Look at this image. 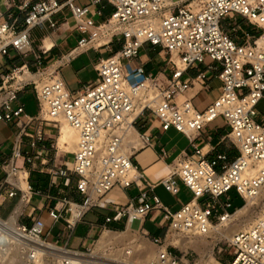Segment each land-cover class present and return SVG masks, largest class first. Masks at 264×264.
Masks as SVG:
<instances>
[{"label": "built area", "instance_id": "obj_1", "mask_svg": "<svg viewBox=\"0 0 264 264\" xmlns=\"http://www.w3.org/2000/svg\"><path fill=\"white\" fill-rule=\"evenodd\" d=\"M103 1L114 12L95 23L91 10ZM65 8L82 35L70 54L113 41L121 43L118 51L97 61L96 79L75 93L68 89L59 67L44 65L46 50H35L31 39V30L38 25L58 28L54 17ZM227 18L232 22L226 25ZM145 44L162 48L168 56V72L161 76L148 72L143 63L133 65ZM12 52L23 58L22 64L8 63ZM31 54L32 64L26 59ZM207 58L212 62L206 64ZM192 67L198 69V79L216 72L221 81L219 96L202 111L188 95L194 85L188 72ZM28 87L39 103L35 117L26 113L23 103L13 105ZM263 99L264 0H89L87 5L75 0H0V122L14 123L18 129L11 153L2 159L6 176L0 179V197L20 193L23 202L30 201L34 190L26 165L47 151L43 124L60 128L66 122L77 132L71 167L64 164L50 172L53 178L71 172L78 176L81 200L64 197L60 207L49 210L54 223L64 220L70 231L92 209L107 208L106 196L114 188L128 189L143 180L133 154L152 145V136L139 127L146 112L161 122L162 130L174 128L189 138L194 152L177 159L162 184L177 194L175 178L180 177L193 193L190 201L172 210L154 193L155 185L149 184L137 203L115 205L114 214L106 217V222L123 217L134 221L153 210L162 212L168 228L165 237L151 238L158 249L148 264H188L185 255L165 245L170 237L206 236L215 221L220 225L229 220L233 215L229 211L231 190L247 202L258 195L264 185V110L258 109ZM218 117L226 120L229 137L238 149L233 160L222 152L208 159L195 142L201 130ZM51 147L57 149V142ZM21 171L28 173L27 190L15 181ZM222 196L224 202L219 200ZM17 228L23 233L21 250L32 258L37 250L46 248L42 242L50 243L41 218L30 225L17 221ZM230 242L233 251L228 264H264V204L255 220L234 233ZM115 246L110 241L105 248L115 252ZM57 247L61 264H74L67 258L70 253L80 256L66 246ZM133 250L128 249L127 255ZM114 263L127 264L117 258Z\"/></svg>", "mask_w": 264, "mask_h": 264}, {"label": "crops", "instance_id": "obj_2", "mask_svg": "<svg viewBox=\"0 0 264 264\" xmlns=\"http://www.w3.org/2000/svg\"><path fill=\"white\" fill-rule=\"evenodd\" d=\"M77 1L75 0V3L79 4ZM87 4L89 2L81 5ZM65 10L67 11L65 12ZM98 10L100 13H97ZM13 11L16 12V9ZM113 12L114 7L106 1H103L92 8L90 16L95 20V23H101L110 17ZM54 18L59 22L58 28L51 29L48 23H44L31 30L32 45L35 50H46L43 54L44 65H55L59 67L60 75L64 79L68 89L75 93L96 79L97 72L95 65L97 61L102 57H108L118 51L121 48V43L113 41L108 46L90 48L86 51L70 54L82 35L77 30L76 22L69 9L65 8ZM142 49H144L146 55L141 51L140 58L133 61L134 66L143 63L148 72L160 74L161 76L164 72H168L167 59L161 54L163 51L161 47H153L145 44ZM26 59L32 64L34 56L31 54ZM7 60L10 64L23 63V58L15 52H12ZM211 62L210 58L206 59V64ZM201 69H205V65H202ZM188 72L190 78L194 80V85L188 92V95L193 97L194 106L202 111L219 96L221 81L217 77L216 72H209L208 78L205 80L197 78L198 69L194 67L189 69ZM27 90L25 89L20 95L27 92ZM201 96H204L203 99L200 98ZM152 118H154V115L149 113L146 116L145 113L144 117L140 120L139 126L141 131L152 136V145L142 146L133 154V161L138 165L140 172L143 174V180L138 184L134 183L128 189H122L120 187L114 188L106 196L109 206L107 208H94L89 211L73 231L66 229L64 220L55 224L49 215L51 208L56 205L61 206L60 202L64 197L72 201L81 200V195L77 189L78 176L76 174L71 172L66 177L57 178H53L50 174L52 169L62 167L64 164L71 167L72 159L68 157V153H71V150L60 146L62 126L60 127L59 135L56 137L51 134V129L48 130V128H45L47 140L44 142V145L47 151L33 164L27 165L29 184L34 190L30 201L23 202L20 198V193L15 197H8L6 194H2L0 197V216L2 218L9 217L12 209L15 208L13 214L8 219L10 220L16 216V225L19 215L23 216L22 223L27 225L32 224L35 219L41 218L46 224L47 238L52 236L56 243H61L64 246L72 248L85 247L102 231L105 233L101 238H105L108 232L122 234L138 233L143 236L165 237L168 225L163 221V214L160 210L151 211L148 216L140 220V226L138 227H134L136 220L130 221L126 217H123L121 220L106 222V217L114 214L115 205H126L131 202L137 203L139 194L142 191L148 190L149 184L155 185L154 193L160 197L164 205L172 210H178L193 197L192 191L178 176L175 178L179 186V192L177 194L170 193L162 184V180L169 175L171 167L176 163L177 159L185 154L191 155L194 152L189 138L174 128L162 130L161 122L158 120L157 124L155 122L153 123ZM217 119L207 124L201 130L195 142L199 147H203V151L207 154L208 159L222 152L228 156L229 160H233L239 154L238 149L229 137L230 130L224 117V123L222 125L213 124ZM6 124L10 127L17 128L14 123ZM16 130L17 134L18 129ZM71 134L74 138L77 137V134L73 130ZM55 141L58 145L57 149L51 147V144L55 143ZM54 149L56 152L55 155H52V150ZM74 150L75 145L72 152ZM9 154L8 150L4 149L0 143V160ZM1 165L0 163V167ZM31 171H34L39 176L38 181L36 180L33 185L30 182ZM28 173L25 171L18 172L15 179L17 185L23 190L28 189V182L25 179ZM235 193L241 202L240 205H248V202L243 197L236 191ZM229 197L231 200L229 211L234 214L240 205L235 207L234 212L231 211L232 207L235 206L236 200H234L230 192ZM219 200L224 202L226 197L224 200L221 198ZM220 211L222 212L223 209L221 208ZM165 245L171 249L169 243L166 242ZM151 256V253L148 254L149 259Z\"/></svg>", "mask_w": 264, "mask_h": 264}, {"label": "rangeland", "instance_id": "obj_3", "mask_svg": "<svg viewBox=\"0 0 264 264\" xmlns=\"http://www.w3.org/2000/svg\"><path fill=\"white\" fill-rule=\"evenodd\" d=\"M79 4H86L89 0H78ZM67 10H65L66 12ZM232 22L230 18H227L224 24H228ZM251 28L250 25L247 24ZM145 53L144 49L141 50ZM165 59H168V56L165 52H161ZM163 59V58H162ZM27 92L20 95L19 100L14 102V106L19 103H23L25 105L26 113L30 116H37L39 112V103L37 101L36 95L33 90L28 87ZM204 96L200 98L203 99ZM258 109L263 112L264 110V99L259 103ZM150 112H146V116ZM153 123H158L157 118L151 119ZM224 123L223 117L218 118L213 124L222 125ZM64 124V125H63ZM66 123H61L60 127H66L69 132L72 130L65 125ZM12 125V124H11ZM44 129H51V134L55 135L54 137L59 135V127L54 128L52 125H44ZM17 128L13 126H9L5 122H0V143L2 144L4 149L8 150V153H11L13 149L12 143L15 138ZM56 139V138H55ZM56 150H52V155H55ZM65 152V151H64ZM72 153V152H71ZM71 153H68V157L73 160V156ZM6 157V156H5ZM4 157V158H5ZM8 158V157H7ZM2 164V160H0ZM27 166V165H26ZM6 176L4 170L0 167V179ZM231 196L234 197L235 206L232 207L231 211L235 209V207L241 204L240 200L237 198L234 190L230 191ZM222 200L225 199L224 196L221 197ZM253 200H248V205H243L239 207L236 212L230 217L227 221L229 222L226 226L219 227L215 221L214 228L211 232L206 236H187V235H176L172 236L167 240V243L170 244L171 249L174 251L185 255L188 259V264H228V262L232 258V245L231 239L233 237V233L237 231L247 228L257 217L260 209L264 204V190L262 195L255 198V202L252 204ZM17 206V205H16ZM247 206V207H246ZM250 208H249V207ZM242 208V209H241ZM15 208L12 209L11 214H13ZM243 211V212H242ZM243 213V214H242ZM9 216V217H10ZM9 217H5L4 220ZM23 216L19 215L17 221L22 223ZM9 220V219H8ZM140 226V220H136L134 223V227ZM216 228H219L218 230ZM230 228L237 229L236 231H231ZM105 232H101L95 239L91 241L90 244H87L85 247L72 248L66 246L67 249L79 252L80 256L77 260L85 261V264H115L114 259L120 260V256L126 249L134 248L133 254L127 256L126 259L127 264H148L149 257L148 254H154L158 247L151 241L150 236H143L138 233L134 234H122L116 232H108L105 238H101ZM230 233H232L230 235ZM104 239V240H103ZM113 242L116 244L115 252H109L107 248H105L106 243ZM47 242L52 244H57L59 246L65 247L61 243H56L55 239L51 237L47 238ZM21 246L19 247V253L15 256H6L0 257V264H61L58 260L59 255L56 250H47V254L42 259V261H35V263H30V259H28V254L22 252ZM115 254L116 256H113Z\"/></svg>", "mask_w": 264, "mask_h": 264}, {"label": "bare ground", "instance_id": "obj_4", "mask_svg": "<svg viewBox=\"0 0 264 264\" xmlns=\"http://www.w3.org/2000/svg\"><path fill=\"white\" fill-rule=\"evenodd\" d=\"M64 123H66V122H64ZM65 125H67L71 130H73L77 134V132L73 128H71L67 123ZM59 131H60V128H59ZM77 141H78V137L74 138L72 136L71 132H69L66 129V127H62L61 138H60V146L62 148H66L68 150H71V152H72V150L74 148V145H75V150H76ZM255 169H256V167L254 168V170ZM263 190H264V185L261 188V190L259 191V193H258L257 196H255L254 198H250L248 200H253L251 202L253 204L255 202V198H257L260 195H262ZM227 221L223 225H220L219 227L226 226L229 223ZM216 229L218 230L219 228H216ZM230 230L231 231H236L237 229H234V228L231 229L230 228ZM22 234H23L22 232H19L18 231V228H17V225H16V216L15 217H12L8 221L3 220V219L0 218V257H6L8 255L9 256H14V255L16 256L19 253L18 252L19 251V247L22 244V241H21L22 239L21 238H23ZM231 234L232 233H230V235ZM41 245L42 246L44 245L46 248H42L40 250H37L36 255H35L34 258H32L31 255H28V259H30L29 260L30 263H35V261H37V262L42 261V259H44V257L47 254V252H46L47 250H57V249H59L57 247V245L52 244V243H46V244H44L42 242ZM129 252H128V249H126L123 252V254L119 257L120 260L123 261V262H125L126 259L128 258L127 257L128 256L127 254ZM67 253H69V252H67ZM67 256H68L67 257L68 259L73 260L74 264H85V261L77 260V258H79L78 256H72L71 253H70V255H67Z\"/></svg>", "mask_w": 264, "mask_h": 264}, {"label": "trees", "instance_id": "obj_5", "mask_svg": "<svg viewBox=\"0 0 264 264\" xmlns=\"http://www.w3.org/2000/svg\"><path fill=\"white\" fill-rule=\"evenodd\" d=\"M247 28L248 29H251L249 26H247ZM252 30V29H251ZM37 174L36 173H34V171H31V173H30V182H31V184L33 185V184H35V181L38 179V175L36 176ZM35 176V177H34ZM38 181V180H37ZM243 205H240V207H242ZM233 212H234V210H233Z\"/></svg>", "mask_w": 264, "mask_h": 264}]
</instances>
